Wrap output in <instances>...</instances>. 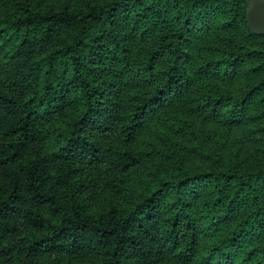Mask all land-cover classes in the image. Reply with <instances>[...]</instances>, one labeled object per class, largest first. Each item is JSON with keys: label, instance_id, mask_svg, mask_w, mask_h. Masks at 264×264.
<instances>
[{"label": "trees", "instance_id": "trees-1", "mask_svg": "<svg viewBox=\"0 0 264 264\" xmlns=\"http://www.w3.org/2000/svg\"><path fill=\"white\" fill-rule=\"evenodd\" d=\"M245 12L0 0V264H264V34Z\"/></svg>", "mask_w": 264, "mask_h": 264}, {"label": "rangeland", "instance_id": "rangeland-1", "mask_svg": "<svg viewBox=\"0 0 264 264\" xmlns=\"http://www.w3.org/2000/svg\"><path fill=\"white\" fill-rule=\"evenodd\" d=\"M70 1L75 2V1H78V0H70ZM215 130L218 132V134H220L221 131H222V130L218 131L217 128H215ZM158 133L159 132H157V130L156 131H151V129L148 130L145 134H143L140 138L137 139V142L139 143V147L142 148V149L148 150V149H152L153 144H155L157 142L161 143V138H160V136H158ZM239 135H240V129L239 128H233L231 130L225 131V133L223 135V140H224V142H226L225 145L229 144V145L232 146L233 149L237 150L238 147H239V141L237 140ZM187 143L188 142H186V141L182 142L183 145L187 144ZM183 164H184L185 167H191V157H188V158L184 159ZM146 165H147V163L145 162V163H143L140 166L141 167L140 168L141 174L144 173V171L146 169ZM135 173L138 174L137 170H136ZM94 203H95L94 204L95 206L92 209V211L93 212L100 211L101 207H102L101 206L102 204L99 201H97V200ZM43 261L44 260L40 261V263L43 262Z\"/></svg>", "mask_w": 264, "mask_h": 264}, {"label": "water", "instance_id": "water-1", "mask_svg": "<svg viewBox=\"0 0 264 264\" xmlns=\"http://www.w3.org/2000/svg\"><path fill=\"white\" fill-rule=\"evenodd\" d=\"M246 4V22L250 31L264 34V0H242Z\"/></svg>", "mask_w": 264, "mask_h": 264}]
</instances>
